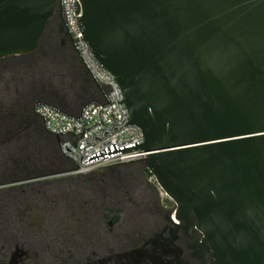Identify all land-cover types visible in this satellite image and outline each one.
I'll return each instance as SVG.
<instances>
[{"label": "water", "instance_id": "1", "mask_svg": "<svg viewBox=\"0 0 264 264\" xmlns=\"http://www.w3.org/2000/svg\"><path fill=\"white\" fill-rule=\"evenodd\" d=\"M58 10L64 32L61 0H0V59L35 51ZM81 11L172 218L203 234L205 264H264V0H81Z\"/></svg>", "mask_w": 264, "mask_h": 264}, {"label": "flooded vegetation", "instance_id": "2", "mask_svg": "<svg viewBox=\"0 0 264 264\" xmlns=\"http://www.w3.org/2000/svg\"><path fill=\"white\" fill-rule=\"evenodd\" d=\"M61 22L58 10L35 51L1 58L0 79L11 71L12 58L37 52L35 58L53 55L63 65L68 48L78 57ZM9 91L8 82L0 86V263L205 264L199 255L204 247L196 242L203 234L172 218L175 202L162 205L145 167L86 177L52 158L53 136L31 103L39 98L65 104L70 98L53 92L32 96L29 90L13 98Z\"/></svg>", "mask_w": 264, "mask_h": 264}, {"label": "built area", "instance_id": "3", "mask_svg": "<svg viewBox=\"0 0 264 264\" xmlns=\"http://www.w3.org/2000/svg\"><path fill=\"white\" fill-rule=\"evenodd\" d=\"M61 8L65 30L72 36L84 71L89 73L101 97L78 113L40 101L34 106V113L58 141L62 156L72 163V174L86 175L103 167L144 161L148 152L139 148L145 140L143 131L130 123L119 83L97 62L84 39L81 0H61Z\"/></svg>", "mask_w": 264, "mask_h": 264}, {"label": "rangeland", "instance_id": "4", "mask_svg": "<svg viewBox=\"0 0 264 264\" xmlns=\"http://www.w3.org/2000/svg\"><path fill=\"white\" fill-rule=\"evenodd\" d=\"M64 53L66 57L64 58L63 65H59L58 63H56L52 57L53 55L52 56L49 55V58H47L46 60L35 58L38 55L37 52L34 54H29V55L20 57V58L19 57L12 58L10 60V63H8L9 64L8 66L12 69L11 71L6 70L5 72H3L4 77L0 79V86L3 87L4 84L8 82L12 90H14V91H9L11 97L13 98H16L23 91H26V90H29L31 93H33L32 96L36 94V92H40L43 95L47 93L49 94V92L60 93L62 95L67 96V98L71 99L70 101H68V104H66L67 106L73 109L80 108L81 107L80 104L86 99L83 97V99L81 98L79 101L72 100L73 96H78V95L80 96V94L82 93V89H83L76 71L71 70L70 68L72 67L71 62L73 61L70 60L71 58L69 57L73 56V53H72V50L69 48L65 49ZM32 58H35L33 62H31ZM76 58L78 59V57ZM44 61L47 62L46 65L47 66L49 65L48 67H50L51 70H46L47 68L44 65L45 64ZM63 67H65L66 70L60 69ZM16 88H18L17 92H16ZM37 100H40V99L35 98L32 101L31 105L37 102ZM51 136L50 135L46 136L47 143L48 142L50 143L49 138ZM51 138L53 139V143L52 144L50 143L51 150H52L51 151L52 158L56 159L58 157V154H61V153L59 151V146L56 143L55 137H51ZM61 157H62V154H61ZM62 158L63 160L65 159V161H67L66 158L64 157ZM68 163H71V162L69 161ZM140 166L141 167L143 166L145 168L147 167L144 161H135V162H131V164L124 163V164H117V165L109 166V167H103L95 171H92L84 176L86 177L96 176L98 178H109L115 174H118L120 172L119 170H122L121 172H123V169H127V170L131 168L137 169V167H140ZM149 180L155 186L156 191L158 193V197L162 205H169V203L172 202L173 200L160 187L156 178L154 176H149ZM1 182L2 180L0 178V184Z\"/></svg>", "mask_w": 264, "mask_h": 264}, {"label": "trees", "instance_id": "5", "mask_svg": "<svg viewBox=\"0 0 264 264\" xmlns=\"http://www.w3.org/2000/svg\"><path fill=\"white\" fill-rule=\"evenodd\" d=\"M50 21V20H49ZM72 53H73V56H71V57H69V58H71L70 60H72L73 62H71L72 64H71V66L72 67H70L71 68V70H75L76 71V73H77V76H78V78H79V81L81 82V86H82V93L80 94V99L82 98L83 99V97L86 99L85 101H83L81 104H80V108H78V109H73V108H71V107H69V106H67L66 104H68V102L67 103H65V104H62V103H59V102H55V101H51V100H48V99H43L44 100V102H48V103H51V104H53V105H56V106H59V107H61L62 109H64V110H66V111H68V112H71V113H78L86 104H88L89 102H92V101H94V100H98V99H100V97H101V95H100V92H99V89L96 87V85H95V83L89 78V77H86L85 76V74H84V68H83V66H82V64H81V62H80V60L79 59H77L76 57V54H75V52L72 50ZM66 57V56H65ZM61 70H66V68L65 67H63V68H60ZM68 70H70V69H68ZM99 96H98V95ZM79 99V100H80ZM43 100H40V101H43ZM78 100V101H79ZM40 101H37V102H35L33 105H32V108L34 109V106L38 103V102H40ZM56 143H57V145H58V141L56 140ZM56 160V162H57V164L59 165V166H61L62 168H65V169H67V170H70V169H73V165H72V163H68L69 161L67 160V161H65V159L63 160V158L61 157V154H58V159H55ZM129 164H131V162L129 163ZM126 165V164H125ZM146 171H147V173H148V176H153L152 175V173L148 170V168L146 167Z\"/></svg>", "mask_w": 264, "mask_h": 264}]
</instances>
